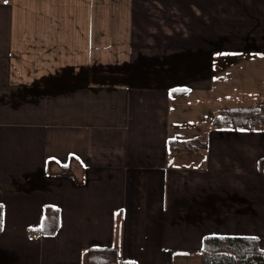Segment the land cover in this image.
<instances>
[{
	"label": "crops",
	"instance_id": "0c3cea01",
	"mask_svg": "<svg viewBox=\"0 0 264 264\" xmlns=\"http://www.w3.org/2000/svg\"><path fill=\"white\" fill-rule=\"evenodd\" d=\"M263 105L264 0H0V264L264 250V130L212 127Z\"/></svg>",
	"mask_w": 264,
	"mask_h": 264
},
{
	"label": "trees",
	"instance_id": "16d2710c",
	"mask_svg": "<svg viewBox=\"0 0 264 264\" xmlns=\"http://www.w3.org/2000/svg\"><path fill=\"white\" fill-rule=\"evenodd\" d=\"M212 127L215 129L264 130V105L249 109H227L217 117ZM2 214L0 212V229ZM58 226L57 212L47 208L42 232L52 235ZM118 249L95 248L89 251L90 264H116ZM200 264H264V250L255 238L206 237Z\"/></svg>",
	"mask_w": 264,
	"mask_h": 264
},
{
	"label": "rangeland",
	"instance_id": "374dc122",
	"mask_svg": "<svg viewBox=\"0 0 264 264\" xmlns=\"http://www.w3.org/2000/svg\"><path fill=\"white\" fill-rule=\"evenodd\" d=\"M97 60L99 61V62H101V60H102V55L101 56H99L98 58H97ZM101 66V65H100ZM102 67V66H101Z\"/></svg>",
	"mask_w": 264,
	"mask_h": 264
}]
</instances>
